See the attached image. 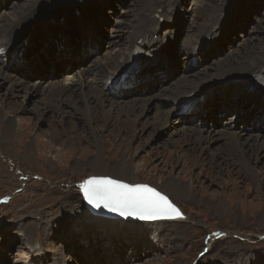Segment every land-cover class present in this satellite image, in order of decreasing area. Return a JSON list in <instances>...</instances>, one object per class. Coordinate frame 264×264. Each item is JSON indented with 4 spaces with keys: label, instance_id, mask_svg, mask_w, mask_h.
I'll return each mask as SVG.
<instances>
[{
    "label": "rangeland",
    "instance_id": "rangeland-1",
    "mask_svg": "<svg viewBox=\"0 0 264 264\" xmlns=\"http://www.w3.org/2000/svg\"><path fill=\"white\" fill-rule=\"evenodd\" d=\"M84 1H79L75 7L79 9ZM87 1L93 8L94 17H91L92 14L82 15L84 10L80 9L75 12L72 21L84 17L93 18L86 25L96 22L99 31L95 40H99V51L114 55L129 45L131 31L139 23L140 17L154 4L156 6L157 0ZM53 2H41L37 13H40L44 5L48 7ZM34 3V0H13L8 4L6 13L13 15L17 10L25 11ZM60 8L56 6V10ZM167 10L172 17L169 32L175 39L176 50L162 65L170 68L167 70L170 81L177 80L186 72L185 67L190 66L202 70L199 78H192L196 84H200L199 87L213 80L211 83L216 88L211 92L214 94L207 96L211 95L206 101V104H210L202 108L214 105L213 114L208 118L191 116L189 112L182 114L181 108L177 107L174 113L188 118L178 119V116L170 115L172 122L159 129L157 108L167 113L168 109L173 110L174 105L171 102L159 104L156 101L147 106L139 123L135 121L136 117L130 119L134 122L133 127L128 123L121 127L118 126L121 124L113 126L114 120L106 122L99 115L91 125L92 132L98 135L97 142V137H94L82 118L75 119L77 126L72 128L71 120L60 124V120L53 121V116L59 119V114L49 112L43 116L35 107L49 83L62 82L63 75L69 73L67 65L62 64L54 73L50 61L53 58L57 60L59 56L46 54L40 58L36 68L42 78H38V74L32 79L21 78L32 83L22 82L24 89L16 96L9 92L10 83L0 78V107L3 106L7 112L15 110L13 116L16 120L14 134L8 143L4 144L0 138V264H264V167L256 166L257 171L260 170L259 178L263 181L258 187L253 177L235 163L238 156L235 150L232 152L235 164L231 166L232 172H227V164H222L220 167L225 172L219 176L216 174L219 167L213 170V165L206 161L207 156H201L202 161L191 160V164L181 157L182 162L178 163L180 155L175 151V148L179 150L184 147V132L194 130L191 127L197 124L204 130L231 126L244 132L256 147L264 146V110L252 109L255 113L253 123L263 120L260 123L262 127L258 128V124L242 119L241 109L228 105L231 109L226 113V108L222 106L230 101L236 103L231 96L233 91L226 92V95L222 92L228 91L223 78H234L225 77L222 69L235 58L251 67L246 73L235 76L243 78L241 75L249 74L250 81L247 83L251 89L236 88L237 92H241L240 100L253 102L264 98V0H172ZM170 20H165V23ZM56 23L57 20L47 23L45 30L55 28ZM21 29L17 28L14 35ZM33 31L34 34L45 33ZM115 31L119 37H112ZM203 31L209 35L206 37L204 52L195 43L192 51L196 54L187 64L182 59V50L187 44L194 43ZM93 46H97V43L88 45ZM94 57L76 56L77 62L72 65V73L77 71L78 66L83 67V59L92 61ZM151 69L163 71L160 67L148 68ZM2 71L3 77H10L5 75V68ZM243 71L240 69L239 72ZM135 77L138 78V69L130 72L127 79L131 81ZM38 79L47 80L40 85L39 93L25 96L26 87ZM150 82L149 89L145 91L138 90L141 86L138 82L134 87L122 88V92L130 100L143 95L137 100L144 103L145 98L165 91L168 85L160 80L159 83ZM151 89L155 91L150 92ZM137 90L141 93L134 94L133 91ZM192 92L189 90L184 97L188 94L192 96ZM218 95L226 98H218ZM163 97L167 98L165 95ZM157 99L163 101L161 96ZM203 99L194 98L188 100L187 104H192V100ZM112 102H108L109 106ZM19 105L25 110H17L15 107ZM69 111L71 117H74L75 112L72 109ZM219 113L225 114L216 120ZM223 122H227L228 126L222 125ZM20 124L22 127H18ZM21 134L26 142L14 138ZM204 135L207 136V132ZM22 143L24 149L32 144L30 151L20 148ZM216 144L211 148H215ZM99 146L103 153L102 160L107 165L105 172H93L89 167L84 172L76 170L77 162L82 159L87 165L98 154ZM157 151L159 153L152 157V153ZM129 160L134 169L133 177L124 178L123 172L115 175L114 167ZM203 168L205 172L200 171ZM183 169L185 172H181ZM179 172L186 178L182 182L192 187L193 196L171 197L164 193L183 211L188 222L133 223L97 218L85 208L80 194V185L89 176H111L131 184L146 183L160 190L167 176L177 177Z\"/></svg>",
    "mask_w": 264,
    "mask_h": 264
},
{
    "label": "bare ground",
    "instance_id": "bare-ground-1",
    "mask_svg": "<svg viewBox=\"0 0 264 264\" xmlns=\"http://www.w3.org/2000/svg\"><path fill=\"white\" fill-rule=\"evenodd\" d=\"M12 1L13 0H2L0 6L1 7L0 8V57H2V59H0V78L3 79L5 78V81H8L10 83L9 92L10 94L16 96L20 94L21 91L24 89V87H22V82L32 83L24 79L29 77L30 79H32L36 74H38L39 76L38 78H42V75L41 74L39 75V72L37 71L36 63H34V60H36V58H43L45 57L46 54L48 55L53 54L58 57V55L55 52V50H57V47L53 45L46 38L42 40V42L45 44L42 46V51L37 55H34L32 58L29 57L30 55L29 49L39 45L37 36L36 37L34 36L37 33L34 34L35 31L33 30H36L37 32L38 31L48 32L54 29V28H49V29L46 28L45 30L46 24L49 22H56L57 20L55 27L57 28L59 27V24L62 21L64 22L72 21V18H74L75 16L74 14L77 10L83 9L84 12H82L81 14L87 16H90V14H92L91 17H94L93 16L94 11L92 6H89L88 4L89 2L87 0H85L83 4L81 3L82 6L79 9H77L75 5L79 1L82 2V0H54V2L52 4H49L48 7L44 5L41 8V10H39L40 13L38 14L37 13L38 5L41 2L48 0H34L35 3L31 4L27 10L25 11L17 10L16 13H14L13 15H8L6 13L7 12L6 9L9 6L8 4ZM171 1L172 0H157L156 6L154 4L155 8L154 6L151 9L149 8L150 10L144 13L140 17V20L138 17L137 20H139V23L136 24V26L134 25L135 27L131 31L132 37L129 42V45L124 50L117 52L114 55L102 54L101 51H99L98 55H96L92 59V61L91 60L88 61L87 58L83 59L82 61L83 67L78 66L77 71H75L74 74L72 73L74 69L72 65H74L75 62H77L76 56L75 57L71 56L70 59H67L66 61L61 59L60 57H58L57 60L53 58L50 62L53 63L52 65L55 69L54 73H56V71L59 70L61 64L67 65L66 69L69 68L70 70L69 73H65L63 75L62 82L49 83V87L47 88V90L42 92V97L38 101H36V105H35V107H37V111L39 112V114H42L43 116L49 112H51L52 114L54 113L55 115L59 114V119L53 116V121L60 120L58 123L61 124V123H66L67 120H71L72 128L74 126H77L74 120L82 118V120H84L87 126H89L91 133L94 135V137H97L98 135L95 134V132H92L91 125L95 120L98 119L99 115H102V117L106 120V122L114 120L115 122L112 121L113 126L121 124L118 125L119 127H121L122 124L124 125L125 123H128L131 127H133L134 122L130 119L132 117H136L137 119L135 121L139 123L141 119L144 117L148 105L153 104L156 101L159 104L171 102L174 105L173 110L168 109L167 113L162 112L159 108H157V127L159 129H162L164 127H167L172 122L171 116H178L177 114L174 113L176 112L175 109L177 107L181 108L180 112H182L183 114L184 112H186L184 111L183 106L187 104L188 100L194 98L197 99L200 97L204 99L205 97L206 99L210 98V96L214 94L211 91L214 90L213 88H216V86L213 83H211V81L213 80L210 79L208 81L210 83L208 84L206 83L204 86L199 87L200 84H196L192 79L196 77L199 78L200 72L202 70L196 69L193 66L185 67L186 70L185 73H183L181 76L179 75L180 77H178L177 80L170 81L169 80L170 76L167 74V70H169L170 68L163 67L162 65L163 61L169 57H172L176 50L175 39L173 38V36L170 35L169 32L170 26L172 24L170 18L172 17H170L171 13H169L167 8L168 5L171 3ZM56 6H59L61 8L59 10H56ZM152 9L153 11L151 13ZM82 19L88 21L90 19L92 20L93 18L84 17ZM167 19H169L170 22L165 23V20ZM34 22H37V24H33ZM19 27L23 29V30L21 29L22 32L20 30L19 31L20 33L18 32L17 35H14L15 30ZM91 30L92 31H91L90 44L93 45L95 43H98L99 41L97 39L95 40V36H97L99 30L97 29L96 22L94 21L91 24ZM115 32L116 34H114L112 37H116V36L119 37L117 35L118 32L117 31ZM207 33L208 32L206 31L199 33V35L195 38L194 43H190L184 46V49L182 50V56H183L182 59L187 64H189V62L192 61L193 55L196 54L195 52L193 53L192 51V46L195 43L198 44V46H201L200 50L204 52L203 50L206 46V37L208 35ZM30 37L31 39L27 40V38ZM22 43L24 44L23 47H22ZM111 44H114V42L111 41ZM3 49L5 50L3 51ZM75 49H77V47H75L74 50ZM145 65L150 67L152 66V67L163 68L162 70L164 75L162 76L157 75L156 77L150 80L151 82L150 81L149 82L153 83V81L156 82L160 80L162 83L163 81H165L166 83H168V85L166 86L167 88H164V90L166 89L165 91L151 95L149 98H145L144 103L140 99L137 100V98L144 97L143 95L134 97L133 99H131L133 101H131L130 99L125 98V93L122 92V88L126 89L128 88V86L124 84H120L121 76L128 75L130 72H134L135 69H138ZM3 68L7 70L5 75L8 74L10 75V77H6V76L3 77V72H4L2 71ZM32 68L34 69L33 75L31 73H27V71ZM41 68H43V66H41ZM250 68L251 67L245 66L242 62H238L237 59L235 58L233 60H230V63H227L225 67L222 69L223 75L225 77H234V78H228V80L223 78L225 80L224 81V84H226L225 86H228L226 89L228 91H222V92H224V94L226 95V92L233 91L231 92L232 93L231 96L232 99L236 101V103L230 101V103H228L227 105H222V106L226 108L224 109L226 113H228V111L231 109L229 106H232L235 109H241L242 119L252 121L254 117L253 114H255L252 112V109L264 110L263 107L264 103L261 102V100L264 101V98L255 99L253 102H249L248 100H240L241 92H237L236 88L239 89L242 88L241 90H244L243 89L244 87L249 88V85L247 83L250 81L248 76L249 74L241 75L243 78L235 77L241 73H246L247 71H249ZM240 69L244 71L239 72ZM39 80L40 79H38L33 85L30 86L28 85L29 87H26V90L24 92L25 96L31 93H39L40 85L42 84V82L47 81L46 79H42L40 81ZM131 81H134V83H132ZM131 81L128 84H133V85L138 84V81L135 79H132ZM37 82L38 83L41 82V83L38 84ZM263 88H264V84H263ZM189 90L193 91L192 92L193 95L191 96L188 94L187 97H184V95H186ZM153 91L155 90L153 89L150 90V92ZM252 91H257V90L253 89ZM133 93L137 94V93H141V91L137 90V91H133ZM209 94L211 95L207 97ZM162 95H165L167 98L164 97L162 98ZM160 96L161 99H163V101L157 99ZM217 97L226 98L225 96L220 97V95H218ZM107 99H111V100H107ZM115 100H119V101H115ZM110 101H114L112 102L111 106H109L108 104V102ZM123 102H128V104L127 103L122 104ZM39 104H41L42 106L40 107ZM213 106L214 105L211 104L207 108H204L200 111L189 112V113H191V116L195 115V117L208 118L210 115L213 114V110L215 109ZM15 108L16 109L18 108L17 110L19 109L25 110L22 105H19L18 107ZM69 109H72L75 112L74 113L75 118L71 117L72 113L70 112L71 110L69 111ZM118 109H122V110L118 111ZM199 113L201 114V116H199ZM224 114L225 113H219L218 117L215 119L216 120L221 119V116ZM13 115L15 116V110H10L7 112V110H4L3 106L0 107V124H1L0 138L2 139L4 144L5 142L8 143V140L10 139L11 136H13L16 128V120ZM180 118L186 119L188 117L178 116V119ZM18 127H22L21 124ZM191 128L194 130L186 131L182 135V139H183L182 143L184 147L182 146L179 150H176L175 148L176 153L180 155V157L178 156L179 158H177L178 163L182 162L181 157H183V161L185 158V160L186 161L189 160L188 162L189 164H191L192 163L191 160L195 162L198 159H200L201 156H207L206 161L209 162L208 164L213 165L212 169L214 167H219L218 168L219 171L216 173L219 176L220 174L224 173L225 170L230 173L232 172L231 166L235 165L234 159H232V152L235 150L236 153L238 154V156L236 157L237 161L235 163H237L240 167H242L248 173L247 175L253 177L254 184H256L258 187L262 185L263 181L259 178L260 170L257 171L256 166L264 167V146L256 147L254 143L248 139V137L245 135L244 132L237 131L235 128L231 126H228L227 128H223V126H217L214 127V130H204L203 127H200V125L197 124ZM206 132H207V136L204 135ZM174 133L179 134L178 132H174ZM41 135H45V133H41ZM14 138L21 139L22 142L24 141L25 137L23 138V135L21 134L18 136L15 135ZM96 139H97L96 141L98 142L99 141L98 137ZM94 143L95 142H93L92 144ZM214 143L217 144L215 148L212 149L211 146ZM26 145L28 146V144ZM31 145L32 144H30V146ZM30 146L24 149L22 143L20 148L24 150L27 149L28 151H30L29 149ZM100 148L101 147L99 146L98 147L99 151H97L98 154H96V156L91 158V161L87 165L84 163L82 159L79 160L77 162V165L79 167L76 166L77 167L76 170L84 172V170H86V167H89L90 169H92L93 172H98V173L105 172L107 165L102 160L103 157L101 155L102 152ZM228 152H230V154L227 155L226 153ZM157 153L159 152L157 151L155 153H152V157H155ZM27 155L30 154L28 153ZM162 157L164 158L165 155ZM119 164L121 165L118 166L116 165L114 167V174L118 175L120 174V172H123L125 176L124 178H128V177L132 178L134 169L132 167L133 165L131 166L130 160L129 162L123 161ZM222 164H227L228 168L225 170L222 169L220 167ZM204 169L205 168L201 169L200 171L205 172ZM181 172H185V170L183 169V171ZM181 172H179L177 177L172 178V176L170 177L167 176V179L163 183V186L160 188V190H162L165 193H168V195L170 194L171 197L180 196L185 198H191L193 196L192 187L182 182L183 179L186 178H184V176L183 177L181 176ZM186 221L188 222L184 214L183 218L175 219V220H162L160 221V223L170 222L171 224L174 223L178 224ZM262 222L264 224V215Z\"/></svg>",
    "mask_w": 264,
    "mask_h": 264
},
{
    "label": "snow or ice",
    "instance_id": "snow-or-ice-1",
    "mask_svg": "<svg viewBox=\"0 0 264 264\" xmlns=\"http://www.w3.org/2000/svg\"><path fill=\"white\" fill-rule=\"evenodd\" d=\"M80 188L84 199L94 207L118 212L121 216L152 219L176 209L166 196L147 185H128L104 177H92Z\"/></svg>",
    "mask_w": 264,
    "mask_h": 264
},
{
    "label": "water",
    "instance_id": "water-1",
    "mask_svg": "<svg viewBox=\"0 0 264 264\" xmlns=\"http://www.w3.org/2000/svg\"><path fill=\"white\" fill-rule=\"evenodd\" d=\"M30 39V38H29ZM194 100H192L193 102ZM92 177H104V178H107V179H112V180H116L118 181L119 183H122V184H128V185H132V186H135V185H147L148 187L150 188H153L155 189L156 191L160 192L161 195L163 196H166L167 199L171 202V204L173 205V207L176 209L175 212L171 211V210H168L166 211L165 213H162L158 216H156L155 218H152V219H140V218H137L135 216H121L118 212H113V211H110L109 209L107 208H104L103 206L97 208V207H94L93 205L87 203V201L84 199L83 197V193H82V190L80 188V194L83 198V201H84V205H85V208L90 212V214L94 217H97V218H102V219H107V220H117V221H122V222H133V223H138V222H156V221H162V220H175V219H180V218H183L184 217V214L183 212L181 211V209L172 201V199L166 195L163 191L157 189L156 187L154 186H151L149 184H146V183H137V184H131L125 180H122V179H116L114 177H111V176H90V177H87L86 179H84V182ZM83 182V183H84Z\"/></svg>",
    "mask_w": 264,
    "mask_h": 264
}]
</instances>
